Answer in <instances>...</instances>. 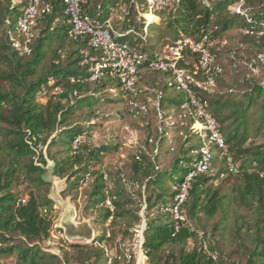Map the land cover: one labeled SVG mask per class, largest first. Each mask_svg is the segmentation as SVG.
Listing matches in <instances>:
<instances>
[{
	"label": "trees",
	"instance_id": "1",
	"mask_svg": "<svg viewBox=\"0 0 264 264\" xmlns=\"http://www.w3.org/2000/svg\"><path fill=\"white\" fill-rule=\"evenodd\" d=\"M27 1L0 0V27L4 34L0 43V63L5 68L0 72V81L6 85L0 87V258L5 260L18 250L15 264H71V261L77 264H100L105 257L107 262L108 249L104 244L113 241L112 235L103 234L82 245L67 243L61 246L60 256L44 251L37 244L51 238L54 224L48 214V209L51 211L54 206V200L49 197L52 182L44 178L48 158L55 162L53 175L74 179V186L83 184L85 175L90 172L93 177L92 207L101 205L104 208L101 219L110 224L114 225L121 219L127 221L128 227L124 231L126 236L142 219L139 214L141 206L125 188L118 167L112 173L107 172L106 180L103 179L106 172L96 168L112 147L93 145L89 125L73 120L85 106L93 105V96L96 97L95 102L108 98L100 91L113 79L89 81V68L82 61L86 54H93L94 50L86 40H72L68 36V17L62 0H55L52 13L38 20L31 55H20L12 46L5 21L10 19V27H15ZM230 5L231 2L223 0H182L175 11L174 23L182 24V31L176 38L189 35L200 39L207 34L212 39H219V43L213 47V51L219 52L224 47L225 34L238 27L246 39H253L257 47L264 50V37L258 40L247 35L244 32L246 19L231 13ZM137 6H141L140 0H88L84 10L99 25H104L113 14L117 18L125 15L124 28L120 29L136 27L142 30L145 19L138 20ZM246 7L254 19L264 20V0H246ZM241 49L245 50L246 46L243 44ZM68 52V56H64ZM256 55L248 54L244 58L250 59ZM145 75H155V81L149 83L154 88L163 91L168 88L161 74L148 72ZM221 76L217 78L215 93L199 91L197 96L206 103L219 123L229 151L240 168L238 173H233L225 160L217 157L213 169L193 181L184 206L189 223L174 220L162 208L173 202L176 186L186 172L182 163L191 161L190 153L196 145L188 149L180 146L171 170L157 172L155 161L143 149H140L142 160L134 155V174L130 175L124 167L127 177L138 181V184L139 177L135 174L141 173L147 180L145 264H241L225 260L226 257L212 245L209 238L210 226L214 232L220 230L221 222L213 221L224 212L227 195L220 194L218 189L213 190L208 183L225 175L238 179L231 189L237 205L253 210L255 214L254 231L249 230L246 234V239L252 242V246H246L249 249L246 264H264V140L254 141L264 138V87L260 84V77H246L243 80L246 88L243 95L238 97L233 92L220 91ZM50 81L53 82L52 86H49ZM44 86L49 87L50 91L58 88L60 92H51L45 102H40L38 93ZM76 91L78 95L74 94ZM120 100L127 102L128 113L134 115L130 111L131 98L125 99L122 94ZM179 100L177 97L166 99L163 106L171 108L170 105H177ZM93 113L94 110L90 108L88 118ZM141 116H149L152 122L155 111ZM181 130L190 134L186 127ZM152 131L150 137L155 138V143L150 145L155 148L158 146L160 153L168 141L162 139L154 127ZM177 132L180 133L179 130ZM82 134H86L87 141L73 148L74 139ZM190 137L186 142L190 141ZM53 147L61 149L54 154ZM114 148L117 149L116 146ZM56 154L61 156L57 158ZM181 167L183 175L176 181L174 173ZM21 178L32 185L27 196L24 190L18 188ZM106 192L113 200V213L102 205ZM139 193L142 195V192ZM153 210L159 211V216L152 217L150 211ZM240 231L237 230L236 234H240ZM19 238L34 245L27 244L22 248L15 243ZM115 252L125 256L122 247ZM112 264H137V257L133 256L130 262L125 258L115 260Z\"/></svg>",
	"mask_w": 264,
	"mask_h": 264
},
{
	"label": "built area",
	"instance_id": "2",
	"mask_svg": "<svg viewBox=\"0 0 264 264\" xmlns=\"http://www.w3.org/2000/svg\"><path fill=\"white\" fill-rule=\"evenodd\" d=\"M55 0H28L19 17L15 27H10L11 20L6 19V31L10 38L13 48L20 55H31L34 39L36 37L35 28L39 19L52 13ZM147 7L153 13L176 11L181 5L182 0H145ZM231 2L229 10L233 14L244 17L247 27L244 32L247 35L261 39L264 37V20L254 19L250 10L246 7V0H223ZM65 14L68 17V36L72 40H86L88 46L94 50L93 54H86L82 64L89 68V81L99 82L105 78L116 79L120 82L123 89V96L130 100V111L134 115H145L155 111L154 128L160 137L172 144L175 138V131H180L184 127L188 128L190 135L198 136L201 139L199 146H195L191 151V161L182 163L186 172L183 179L176 186V194L173 202L168 207H163V211L170 213L172 218L182 223H189V217L185 213L184 206L190 196L193 181L198 177L208 173L213 169L217 157L225 160L226 165L233 173H238L240 164L235 162L232 157L225 137L220 129L216 118L197 92L204 91L208 94L217 91V78L224 72V68L219 62L218 53L213 51L219 39H212L209 35H204L200 39H195L189 35H181L171 45H168L163 53L148 54L143 51L144 41L149 37L150 24L149 16L143 17L145 24L142 30L130 27L126 30L117 29L113 25V20L109 18L104 25L97 24L88 14L85 13L84 6L88 0H62ZM144 9L138 7V11ZM243 47L242 43L231 48L227 57L236 64L239 59V51ZM242 66L248 71V77L264 76V50L260 51L255 57L245 59ZM158 73L163 76V82L168 88L172 87L178 93L180 100L175 108H165V91L146 87L149 92L141 88L143 77L146 73ZM53 82H49L52 86ZM264 87V77L260 83ZM58 93V88L49 90L44 86L38 93L39 98H47L51 93ZM78 95L77 91L74 93ZM152 121V122H153ZM87 141L86 134L77 136L73 141V148ZM149 144L155 143V138L148 139ZM158 145V143H157ZM153 159L159 153L157 146L154 153H150L146 146L142 147ZM141 151L136 153L138 160ZM160 170V166H156ZM121 179L125 188L131 195L138 199V183L125 174L124 164H118ZM108 174L103 175L107 179ZM93 181L92 174L85 175L83 184ZM140 200L142 221L133 229L132 249L125 245L124 255L118 252L107 253V264H112L115 260L124 258L130 262L137 257L138 252L145 256V230L147 228L146 212L148 204L145 191ZM25 202V200L23 201ZM102 205L113 213L114 204L110 195L106 192V198ZM112 218V217H111ZM110 218V220H111ZM179 228V225L177 226ZM58 233V235H57ZM53 233L43 244L42 249L46 252L61 255V246L67 244L69 239L65 233L59 231ZM2 244L0 243V246ZM205 248L207 244L205 243ZM5 261L0 258V264ZM139 263V259H138ZM145 264V262L143 261Z\"/></svg>",
	"mask_w": 264,
	"mask_h": 264
},
{
	"label": "rangeland",
	"instance_id": "3",
	"mask_svg": "<svg viewBox=\"0 0 264 264\" xmlns=\"http://www.w3.org/2000/svg\"><path fill=\"white\" fill-rule=\"evenodd\" d=\"M141 6L144 9L139 11L138 20L142 19L144 16L147 17L149 15H154L152 18V25L149 30V37L147 41H144L142 49L146 53L152 55L155 53H163L168 45H171L178 38L182 31V24L174 23L175 21V11L169 10L167 12H157L153 13L147 7L145 0H140ZM138 11V6H137ZM138 13V12H137ZM159 20H157V18ZM113 20V25L115 28H124V20L125 15L119 16L118 18L111 16ZM173 23V25H172ZM241 30L238 27H234L231 31L225 34L224 37V47L218 53V59L221 65L224 68L223 75L220 77L221 81L219 83L220 91L222 92H233L235 95L240 97L243 95V91L245 90V84L243 80L248 77V71L242 66L243 60L246 55H256L255 53L260 52V48L257 47V44L253 39H246L244 34L240 33ZM3 29L0 27V43L2 41ZM252 38V37H251ZM258 39V38H256ZM262 39V38H261ZM258 39V40H261ZM243 43L246 49L239 51V59L236 64L230 61L227 57L228 50L234 48L239 43ZM250 52V53H248ZM65 53L64 56H68ZM252 53V54H251ZM64 58V57H63ZM4 65L0 63V72L4 70ZM155 75H145L143 79L149 85L155 80H153ZM260 79H263V75L258 76ZM257 77V78H258ZM250 78V77H248ZM259 79V80H260ZM164 84V83H163ZM0 87H6L5 84L1 83ZM147 85L142 83L141 88L145 92H149L146 89ZM149 87H154L149 85ZM123 89L120 82L116 79H113V82L103 88L100 93H105L108 98H103L99 102H95L96 97L93 96L91 101L94 102L92 106H85L84 109L77 113L73 120L76 122H82L85 125H89V131L91 134V143L95 146L109 145L110 151L104 155V157L100 160V162L96 165V168L101 172H113L115 167H118V164L122 162L124 164L125 169L128 170L129 174L132 175L135 173L133 159L134 155L142 149L143 146H146L150 153H154L155 147L147 144V140L151 135H153V127L154 121H150V117H142L138 115H132L128 113L127 110V102H122L121 96L123 94ZM166 99L177 97L180 99L178 93L174 88L170 87L165 90ZM48 98V97H47ZM47 98H39L40 102H45ZM114 100H109V99ZM174 105H170L171 109L175 108ZM90 108L94 110L92 116H89L88 113ZM150 122V123H149ZM91 123V124H90ZM190 137L189 133H178L175 131V142L174 144L164 143L163 148L158 153V157L152 159L155 161L156 166H160V170L157 172H161L163 170L172 169L175 164L176 154L178 153V149L180 146L185 148H190L194 145L199 146L201 143V139L198 136L191 135L190 141L186 142V139ZM254 139V138H253ZM264 138L260 137L255 139V142H262ZM117 147L115 149L114 147ZM61 147H53L52 153H56ZM46 152V149L44 150ZM57 158L60 157V154H56ZM55 166V162L52 159L48 158V164L46 166V172L44 173V178L50 182H52V186L49 190V197L54 200V206L50 211L48 209L49 217L53 220V228L52 233H57L60 231V227L62 221L68 219V217L75 216V218L79 221L90 220L93 226L96 229V237L107 234L113 236V241L110 244H104L108 249L107 252H111L114 254L115 251H119L122 247L125 248V245L132 249V240H133V232L131 229L130 235L124 233L127 226V221L118 220L116 224H110L108 221H104L102 218V213L104 208L100 206L92 207V190L93 185L92 182L81 184L78 186H74V179L68 180L67 178H59L53 175V168ZM183 169H178L174 173V178L176 181H179L183 175ZM115 176V175H114ZM134 176L139 177V184L136 190L138 199L137 203L140 207V200L143 199L139 192L145 191L146 188V179L143 178L141 173L135 174ZM115 178V177H114ZM225 179V180H224ZM21 184L18 185V188L24 190L26 196L32 190V185L29 184V181H25V179L19 180ZM114 181V179H113ZM236 176H227L210 181L208 186L213 190L218 189L220 194L227 195L225 199L224 212L220 213L217 218L213 221L214 223L221 222L220 230L218 232H214L212 226L209 227V238L213 246H215L220 253H222L226 259L240 262L241 264H246V261L249 257V249L246 246H252V242L246 239V234L254 231L253 223L255 214L253 210L247 209L244 206H239L236 203V200L232 196L231 189L233 186L237 184ZM138 182V181H137ZM166 184H169L167 182ZM141 189L139 190V188ZM43 195L44 193L41 192ZM143 194V192H142ZM145 196L147 198L148 193ZM141 209V208H140ZM152 217L159 216V211H150ZM227 212V215H225ZM47 212H45L46 214ZM141 216V210H140ZM225 218V220H223ZM141 219L142 216H141ZM148 217L146 214V221ZM142 221V220H141ZM241 230L240 234H236L237 230ZM64 232V231H62ZM58 235V233H57ZM22 239L19 238L15 241V243L19 244L22 248L27 244L34 245V243H26ZM68 243L71 244H79L82 243H90L85 242L84 240H72ZM39 245V242H37ZM43 244V243H41ZM67 245V244H64ZM40 246V245H39ZM192 247L190 246L189 249ZM19 251L16 250L15 253L8 258H4L5 263L15 264L18 260ZM142 257L143 261H146V257L142 256L140 252L137 255V264L138 259ZM142 261L141 264H144ZM61 264H64L62 262ZM71 264H77L76 261H71ZM100 264H107L106 257Z\"/></svg>",
	"mask_w": 264,
	"mask_h": 264
},
{
	"label": "water",
	"instance_id": "4",
	"mask_svg": "<svg viewBox=\"0 0 264 264\" xmlns=\"http://www.w3.org/2000/svg\"><path fill=\"white\" fill-rule=\"evenodd\" d=\"M60 228L70 241L84 240L85 242H92L96 238V229L90 220L79 221L75 216L68 217V219L62 221Z\"/></svg>",
	"mask_w": 264,
	"mask_h": 264
},
{
	"label": "bare ground",
	"instance_id": "5",
	"mask_svg": "<svg viewBox=\"0 0 264 264\" xmlns=\"http://www.w3.org/2000/svg\"><path fill=\"white\" fill-rule=\"evenodd\" d=\"M154 17V15H149V18L153 21V18ZM142 261H143V259H142V257H140L139 258V263L138 264H141L142 263Z\"/></svg>",
	"mask_w": 264,
	"mask_h": 264
},
{
	"label": "crops",
	"instance_id": "6",
	"mask_svg": "<svg viewBox=\"0 0 264 264\" xmlns=\"http://www.w3.org/2000/svg\"><path fill=\"white\" fill-rule=\"evenodd\" d=\"M155 17L157 18V16H155ZM157 20H159V18H157ZM151 21H152V20H151ZM153 22H157V21H153ZM161 78L163 79V76H161ZM142 83L146 84V85H147V87H149V85H150V84L148 85V84L145 82V80H144V79L142 80Z\"/></svg>",
	"mask_w": 264,
	"mask_h": 264
}]
</instances>
